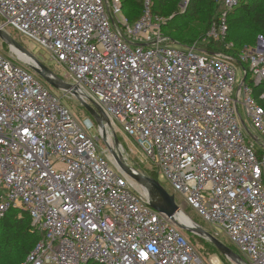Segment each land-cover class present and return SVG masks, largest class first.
Listing matches in <instances>:
<instances>
[{
  "label": "built area",
  "instance_id": "obj_1",
  "mask_svg": "<svg viewBox=\"0 0 264 264\" xmlns=\"http://www.w3.org/2000/svg\"><path fill=\"white\" fill-rule=\"evenodd\" d=\"M218 1L217 22L189 46L166 40L153 0L133 24L120 0H0V29L44 48L213 236L223 232L243 264H264V38L238 65L203 50L225 43L241 0ZM46 85L0 53V219L25 211L40 235L19 264H207L177 216L153 210L99 150L92 117Z\"/></svg>",
  "mask_w": 264,
  "mask_h": 264
},
{
  "label": "trees",
  "instance_id": "obj_2",
  "mask_svg": "<svg viewBox=\"0 0 264 264\" xmlns=\"http://www.w3.org/2000/svg\"><path fill=\"white\" fill-rule=\"evenodd\" d=\"M179 1L180 0H153L152 10L154 13L166 18L161 30L168 42L180 46H189L201 39L212 24L217 22L221 7L218 0H189L186 8L180 11L177 9ZM258 1L259 0H241L238 5L229 11L227 16V35L225 39V43H232L229 50L224 49L225 43L213 41L200 45L201 48L206 52L223 49L225 53L231 57L232 62L237 63L236 55L238 51L244 47L243 44L247 45L254 41H252V36L247 34L248 31H242L241 35L234 34L233 36L232 31L234 33V26L249 24L251 29L258 31L264 38V4L262 7H259V3H264V0H260V2L257 3ZM120 2L122 13L126 17L128 23L133 24L141 16L142 0H120ZM130 5H135V8L133 7L134 9L131 12L128 11ZM172 31L174 33L173 35H171ZM85 114L89 115L86 110ZM152 174L153 173L144 175L157 179V175L154 174L153 176ZM0 225L2 227V232L0 234V264H5L6 259L11 260L13 264H19L40 239V235L34 231L28 213L18 209H9L0 219ZM183 231L184 230H182V232ZM209 233L213 234V231L210 230ZM185 236L191 244H193V240L196 239L199 242H203L212 252L217 255L219 254L215 247L204 237ZM216 238L219 239L220 237L216 236ZM227 246L237 253L232 246L229 244Z\"/></svg>",
  "mask_w": 264,
  "mask_h": 264
},
{
  "label": "rangeland",
  "instance_id": "obj_3",
  "mask_svg": "<svg viewBox=\"0 0 264 264\" xmlns=\"http://www.w3.org/2000/svg\"><path fill=\"white\" fill-rule=\"evenodd\" d=\"M259 2H260V0L257 3H259ZM263 4L264 3L260 2L259 7H262ZM133 7L135 8V5H132V6L130 5V7L128 8V11L131 12L134 9ZM185 8L181 7L179 5V2H178V4H177L178 10L181 11V10H184ZM249 26H250L249 24L244 25V26H237L236 25V26H234L235 31H234V33L232 31V34H233V36H234V34L235 35H241L242 31H248L247 34H250L252 36V41H254V42H250L247 45L243 44V46L255 47L257 45V43L259 42L260 38H263V36L258 31L251 29V27H249ZM7 33L10 35V37H12L15 41H17L32 57L44 61V65L49 70H51L52 72H55V74H58L59 76H62L63 81L71 84L70 80L68 78L64 77L65 71L62 68L57 67L55 65V63L49 62V54L44 48H42L38 44L26 39L20 33H18L17 31H15L11 28L8 29ZM243 33H246V32H243ZM173 34L174 33L172 31L171 35H173ZM0 53L3 56H5L6 58H9L10 60H12L17 65L21 66L22 68L29 70L38 80L45 83L44 80L40 76H38L35 72H33L31 67L26 62H24V61L29 60L28 56H26L25 54H22V53L18 54L17 51H15L13 48H10V44L3 42L1 39H0ZM238 77H239V74H238ZM45 85H46V83H45ZM46 86H48V85H46ZM48 88L51 91L55 92L58 95V97H60L61 102L71 111V113H73L74 115L79 116V117H81L82 114H85L84 107L81 106L77 97L74 96L70 91H66L63 89L56 90V89L49 87V86H48ZM240 109H241V107H240ZM91 119L93 120L94 123H96L93 118H91ZM245 120H246V122H248L246 118H245ZM93 133H95V132L93 131ZM105 133L111 139H110V141H107V140L104 141L103 139H100L98 142L99 150H101V151L104 150L106 156L110 160L113 161V158H112L110 151L108 150V147H107V145H108L114 152L119 154L121 161L123 163H125L126 165H128L132 170H134L138 173L142 172L143 174L153 173L152 174L153 176H154V174H156L157 175L156 180L164 187V189L168 193L173 195V192L171 190L170 185L163 178L160 177L158 171H156L155 168L150 164L149 160L147 159V157L143 153L142 149L130 137H128L124 133V131L122 130V127L117 122H114V125H112V124L106 125L105 126ZM115 139H116V141H115ZM134 186H135V190L137 193L148 197V191L144 187L138 185L137 183H135ZM174 198L178 204H181V211L184 213L186 218L191 220L193 223L198 224L203 229H206V231H208V232L210 230H212L210 225L207 224L205 221H203L196 214V212L194 210H192L190 207L186 206L183 202H181V199L178 195H175ZM1 232H2V227L0 225V234H1ZM183 233L185 235H188V236L190 235L191 237L197 236V235H194L190 232H187L188 233L187 234L186 232L183 231ZM220 234H222V235L219 236L221 238V240H220V238H219V240L221 242H224V244L226 243L228 245L229 243L226 240L225 236L223 235V232H221ZM193 244L195 245V247L199 253V256L201 257L203 262H205L207 264H213L212 260H214V261L217 260V259H215L216 253L212 252L207 246L204 245L203 242H199L198 240L195 239V240H193ZM218 257L220 258V262L218 261V264H233L231 261L224 258L220 254H218ZM5 264H13V262L9 259H6ZM16 264H18V263H16Z\"/></svg>",
  "mask_w": 264,
  "mask_h": 264
},
{
  "label": "water",
  "instance_id": "obj_4",
  "mask_svg": "<svg viewBox=\"0 0 264 264\" xmlns=\"http://www.w3.org/2000/svg\"><path fill=\"white\" fill-rule=\"evenodd\" d=\"M188 1L189 0H180L179 5L185 8ZM0 39L5 43L10 44V48L14 47L20 53L28 56L29 61L24 62H26L31 67L32 71L40 76L47 85L56 90L63 89L70 91L74 96H76L81 106L84 107L87 113L95 120L97 126L100 128L103 140H106L105 124L109 125L110 120L97 104H90L82 100L77 95L73 85L63 81L58 75L49 70L37 58L32 57L17 41H15L6 31L2 29H0ZM107 147L118 170L148 191V204L153 210L173 219V215L177 216V214L181 212L179 205L175 201L174 195L168 193L156 179L132 170L128 165L121 161L119 154L114 152L108 145ZM174 222L180 229L190 232L194 235L204 237L215 247L220 255L231 261L233 264H243L240 256L237 253H235L231 248L226 246L211 233L200 227L198 224L193 223L190 220L182 222L179 219H174Z\"/></svg>",
  "mask_w": 264,
  "mask_h": 264
},
{
  "label": "bare ground",
  "instance_id": "obj_5",
  "mask_svg": "<svg viewBox=\"0 0 264 264\" xmlns=\"http://www.w3.org/2000/svg\"><path fill=\"white\" fill-rule=\"evenodd\" d=\"M15 51H17V53L19 54L20 52L15 49L14 47H12ZM177 219L181 220L182 222L183 221H189L188 218L185 217L184 213L181 211L180 213L177 214ZM191 221V220H190Z\"/></svg>",
  "mask_w": 264,
  "mask_h": 264
},
{
  "label": "crops",
  "instance_id": "obj_6",
  "mask_svg": "<svg viewBox=\"0 0 264 264\" xmlns=\"http://www.w3.org/2000/svg\"><path fill=\"white\" fill-rule=\"evenodd\" d=\"M218 256V255H217ZM220 259V258H219Z\"/></svg>",
  "mask_w": 264,
  "mask_h": 264
}]
</instances>
